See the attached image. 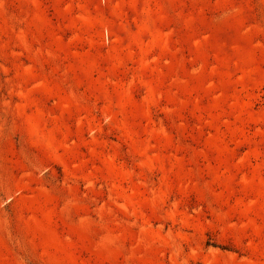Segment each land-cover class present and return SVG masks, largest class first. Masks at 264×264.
<instances>
[{
    "label": "rangeland",
    "instance_id": "374dc122",
    "mask_svg": "<svg viewBox=\"0 0 264 264\" xmlns=\"http://www.w3.org/2000/svg\"><path fill=\"white\" fill-rule=\"evenodd\" d=\"M0 264H264V0H0Z\"/></svg>",
    "mask_w": 264,
    "mask_h": 264
}]
</instances>
